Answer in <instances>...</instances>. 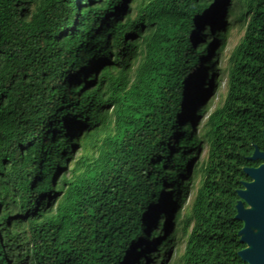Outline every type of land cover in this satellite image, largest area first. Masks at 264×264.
I'll list each match as a JSON object with an SVG mask.
<instances>
[{"label": "trees", "instance_id": "trees-1", "mask_svg": "<svg viewBox=\"0 0 264 264\" xmlns=\"http://www.w3.org/2000/svg\"><path fill=\"white\" fill-rule=\"evenodd\" d=\"M239 1L0 0V264H244L264 0L225 69Z\"/></svg>", "mask_w": 264, "mask_h": 264}, {"label": "water", "instance_id": "water-1", "mask_svg": "<svg viewBox=\"0 0 264 264\" xmlns=\"http://www.w3.org/2000/svg\"><path fill=\"white\" fill-rule=\"evenodd\" d=\"M248 159L263 163L243 169L251 181L242 182L243 189L237 190L235 219L244 223L238 236L240 243L246 245L238 256L244 264H264V152L255 147Z\"/></svg>", "mask_w": 264, "mask_h": 264}, {"label": "flooded vegetation", "instance_id": "flooded-vegetation-1", "mask_svg": "<svg viewBox=\"0 0 264 264\" xmlns=\"http://www.w3.org/2000/svg\"><path fill=\"white\" fill-rule=\"evenodd\" d=\"M261 10L263 11L262 17L264 18V3L262 4ZM255 13H256V11H255L254 7H252L250 10H247L246 17H245L246 21L244 24H246V25L251 24L253 22V19L256 16ZM245 39H246V37L244 35L237 36L232 41L233 43L230 44V42L227 41L225 45L223 44L221 46L224 49V52L226 53L224 56V61L222 62L223 67L225 69L229 66V59H230L231 55L233 54L234 51H237V49L240 48V46L242 45V43L244 42ZM247 39H250L249 40V49L252 51L249 54L250 58L252 59V62L249 64L247 69H248L249 73L251 74L252 81H254L253 79H257V77H256L257 75L261 76V78H262L261 80L264 81V35H260V36H253L252 35V36L248 37ZM253 75H255V76L253 77ZM223 80L225 82H227V77H224ZM256 88H261V86H258ZM258 101L260 103L264 104V96H261V98H258ZM263 133H264V131H263ZM262 152H264V151H262ZM258 161H260V160H258ZM234 219H235V217H234ZM239 222H241V221H239ZM241 223H242V227H241V229H242L244 226V223L243 222H241ZM241 229H239L238 232ZM237 235H238V233H237ZM239 239H240V237H239ZM245 248H246V245H245Z\"/></svg>", "mask_w": 264, "mask_h": 264}, {"label": "rangeland", "instance_id": "rangeland-1", "mask_svg": "<svg viewBox=\"0 0 264 264\" xmlns=\"http://www.w3.org/2000/svg\"><path fill=\"white\" fill-rule=\"evenodd\" d=\"M245 10H246V6H245V3H244V1L243 0H240L239 1V4L237 5V11H236V16H235V18H236V22H237V25H238V27L239 28H237L236 29V31L235 32H233L234 33V37H233V40L237 37V36H241V35H244V31H245V29H246V26L247 25H245V24H242L241 22H240V18L243 16V14L245 13ZM222 92H223V90H222ZM222 95V93L221 94H216V96L214 97V101H220V96ZM212 107H213V105H212ZM212 112V109L209 111V114ZM208 114V115H209Z\"/></svg>", "mask_w": 264, "mask_h": 264}]
</instances>
